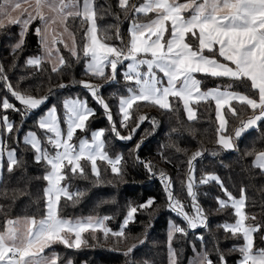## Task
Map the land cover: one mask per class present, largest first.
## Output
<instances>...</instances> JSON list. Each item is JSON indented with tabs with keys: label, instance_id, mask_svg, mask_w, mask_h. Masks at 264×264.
I'll return each mask as SVG.
<instances>
[{
	"label": "snow or ice",
	"instance_id": "snow-or-ice-1",
	"mask_svg": "<svg viewBox=\"0 0 264 264\" xmlns=\"http://www.w3.org/2000/svg\"><path fill=\"white\" fill-rule=\"evenodd\" d=\"M24 4L27 7H23ZM117 6L130 20L126 42L119 26H114L119 45L108 43L112 37L107 35L106 28L99 29L98 34V9L94 0H0V30L19 26L20 38L13 46L15 55L22 49L30 26L38 20L40 23L33 34L37 36L44 55L28 58L26 64L40 68L42 63L52 62L51 71L55 73L66 64L56 47L58 42L68 47L62 39L64 34L72 40L71 54L80 59L75 35L69 31L66 23L69 17L80 18L81 25H88L83 36L84 75L112 83L118 81V68L123 65L125 69L122 76L126 82V94L118 95L121 128H129L131 110L134 106L139 108L140 102L163 111H173L174 104H182L189 120L196 116L193 104L214 102L216 119L219 121L218 150H235L236 141L243 134L258 130L260 123L264 122V0H142L139 4L131 0H117ZM54 24L62 26L63 32L52 29ZM200 77L228 83L226 86L204 89V81ZM7 80L5 69L0 65V81L6 82L8 92L21 105L17 108L4 98L0 101V109L5 113L8 110L16 111L23 121L49 100L48 95L34 97L15 90ZM79 84L102 107L111 132L119 140H131L140 125L149 119L140 115L130 128V134L123 136L117 128L111 107L100 94L102 85L86 80L79 81ZM236 84L243 85L248 92L233 90ZM58 87L63 89L67 85L61 83ZM225 108L239 121L231 133H228ZM248 109H251V114L244 119L241 113H247ZM95 115V109L89 107L87 97L66 99L63 101L62 119L55 105L37 118V127L43 131V141L31 130L22 137V141L17 140V143L22 142L34 152L35 163L45 167L42 176L46 182L43 189L44 210L39 216L7 218L4 221L0 226V264H61V257L53 245L61 244L67 249L89 246L85 233H90L94 240L99 239L96 236L98 232L105 240L110 236L115 237L112 247L119 250L118 245L128 239L125 230L130 222H135L138 209L152 208L154 205L153 197L139 206L131 207L118 231L107 226L106 221L112 219L109 216L65 217L61 214L62 200L75 205L87 193V190L79 188L71 191L72 179H91L93 187L105 183L98 161L105 162L113 176L122 178L124 175L122 156L113 158L106 151L104 129L92 130L90 138L76 137L78 131L83 133L89 130V121ZM152 123L155 127L154 118ZM62 124L66 127L62 128ZM0 125L8 134L19 133V128L14 127L7 114L0 115ZM74 138L78 142H74ZM141 144L142 141L137 143L135 150L138 151ZM4 151L3 141H0V182L4 175ZM202 154L203 151L198 150L188 160L186 188L191 198L192 213L185 211L173 195L171 178L163 172L159 173L167 195L166 208L186 224L185 228L169 222L170 264H178L176 250L172 247L175 234L187 236L189 230L207 227V217L197 202V189L198 185L209 182L219 184L227 197L217 198V210L231 208L236 217L234 223L220 225L224 233L230 234L225 239L243 241L229 249L240 254L236 264H264V248H257L255 244V233L264 226L246 223L249 216L244 211L245 190L241 188L240 197H234L215 174H206L197 183L194 161ZM248 155H254L252 167L264 175V151H250ZM21 164L16 149L7 150V173H13ZM89 166L90 174L86 171ZM147 170L155 175L150 163ZM156 211L158 209H153L149 216ZM251 219L256 218L253 216ZM134 239L137 242L122 251L126 258H130L134 250L145 243L146 233L144 238ZM198 239L204 246L203 236ZM192 248L195 258L190 260V264H228L218 244L214 248L216 260L211 258L206 246L202 252L197 251L194 244ZM46 249H52L51 253H46ZM66 264H72V261L68 260Z\"/></svg>",
	"mask_w": 264,
	"mask_h": 264
},
{
	"label": "trees",
	"instance_id": "trees-1",
	"mask_svg": "<svg viewBox=\"0 0 264 264\" xmlns=\"http://www.w3.org/2000/svg\"><path fill=\"white\" fill-rule=\"evenodd\" d=\"M139 1L131 0L135 4ZM94 4L98 9V34H100L99 29L106 28L107 35L112 37L108 43L119 45L120 40L116 39V28L114 27L118 25L120 34L126 42L128 40L127 26L130 20L126 19L118 8L117 0H94ZM66 23L69 31L75 35L76 50L80 59L57 43L56 47L59 48L60 55L63 56L66 64L55 73L51 71L52 68L47 62L42 63L40 68L26 64L28 58L39 54L37 37L33 34L37 21L30 26L22 49L15 55H13V46L20 38L19 26H8L0 30V65H3L5 69L7 83L11 84L15 90L27 92L34 97L49 96L45 105L33 111L23 121L18 112L8 110L5 113L0 109V115L7 114L9 120L14 123V127L19 128L17 134L3 135L1 133L3 147L16 149V155L22 161L21 166L16 167L11 174L7 173L4 165L3 180L0 182V226L7 218L39 216L43 213L45 182L42 176L45 167L35 163L34 153L30 147L22 142L17 143V140H21L23 132L36 129V118L44 110L52 105L59 107L63 98L73 96L87 97L89 107L95 109L96 115L90 119L88 131L105 130L106 151L110 156L116 154L122 156L124 175L122 178H117L113 176L105 163L98 162L105 183L93 187L91 179H72L71 191L79 188L87 190V193L75 205L70 201L62 200L61 214L65 217L109 216L112 219L106 221L107 226L113 231H118L131 207L139 206L153 197L155 203L152 208L138 209L135 222H130L125 230L128 239L118 245L119 250H114L112 247L115 237L110 236L105 240L99 232L96 233L98 240L92 239L90 233H85L89 246H82L80 249H67L61 244L53 245L61 257V264H65L68 260H71L72 264H168L167 224L171 221L181 227L186 228V226L176 213L166 208L167 195L159 173L163 172L171 178L173 195L181 202L185 211L191 213V198L188 197L186 188L188 160L198 150H202L203 154L194 161L196 182L198 183L206 174H215L236 198L240 197V190L243 188L246 197L244 211L249 216L246 223L264 226V175L259 174V170L252 167L251 162L254 155H248L250 151L254 153L264 151V122L260 123L258 130H250L243 134L236 141L237 148L230 151L218 150L216 143L218 128L214 119L212 102L193 104L196 116L192 121L184 117L182 106L179 103L174 104L173 111H163L155 106H145L146 102H140L139 108L134 106L131 110L132 119L128 121L129 128H121L117 103L118 95L126 94L124 92L126 82L122 79L123 65L118 68L117 82L105 83L103 79L85 76V58L82 49L86 24L81 25L80 18L72 17H69ZM200 78L204 81V89L217 85L226 86L228 83L211 78ZM81 80L102 85L100 94L111 107L121 135L130 133V128L135 125L140 115H145L149 119L140 125L131 140L116 139L111 132L110 124L104 118L103 111L95 101L87 96L86 90L79 84ZM61 83L67 87L59 88L58 85ZM233 90L241 93L248 92V89L241 84H236ZM4 98L15 104L17 108L21 107L8 92L6 82L0 81V101ZM236 107L240 106L236 105ZM224 113L228 120V133H231L239 121L228 112L227 108L224 109ZM249 114H251V109H248L247 113H241L244 119H247ZM153 118L156 123L155 127L152 123ZM141 141V147L138 151L135 150V145ZM137 156L139 159H136ZM149 163L155 175H151L147 170ZM86 171L90 174L89 168H86ZM217 198L226 199L219 184L209 182L198 185L197 202L207 217V227L189 230L187 236L175 234L172 247L176 250L178 264L187 263L193 254V244L196 250L201 252L206 246L213 260L217 259L214 248L218 244L224 251L228 264H236L240 254L229 251V249L233 245L242 244L243 241L237 238L225 239V236H230V234L224 233L220 225L234 223L235 216L231 208L218 211ZM153 209H158V211L150 217L149 212ZM253 216L255 220L251 219ZM145 233V243L139 245L130 258L122 255V251H126L131 243L137 242L134 238H144ZM199 236H203L204 246L198 239ZM263 238L264 227L255 233L257 248H264ZM45 251L50 254L52 249Z\"/></svg>",
	"mask_w": 264,
	"mask_h": 264
},
{
	"label": "rangeland",
	"instance_id": "rangeland-1",
	"mask_svg": "<svg viewBox=\"0 0 264 264\" xmlns=\"http://www.w3.org/2000/svg\"><path fill=\"white\" fill-rule=\"evenodd\" d=\"M23 7H27V5L26 4H24L23 5ZM13 15H16V13H13ZM39 21L37 20V26L39 25ZM88 25L86 24V27H87ZM19 31H20V28H19ZM38 46H39V54H38V56H43L44 55V53H43V51H42V48H41V46H40V44H39V42H38ZM67 50V49H66ZM69 52H70V50H68ZM71 53V52H70ZM37 57V56H36ZM48 64H49V66L52 68V66H53V64H52V62H47ZM85 67H86V65L84 64V69H85ZM125 69H123V71H124ZM123 73V72H122ZM122 79H123V76H122ZM124 80V79H123ZM82 87V86H81ZM86 93H87V91H86ZM87 96L88 97H90L91 99H92V97L87 93ZM73 98H77V96H73V97H66V98H63L61 101H60V105H59V107H56L57 108V110H58V114L61 116V119L63 118V101L64 100H66V99H73ZM79 98H81V99H84V97H79ZM93 100V99H92ZM14 101H15V99H14ZM94 101V100H93ZM17 104H19L17 101H15ZM98 106L100 107V109L103 111V109H102V107L98 104ZM51 107V106H50ZM49 108V107H48ZM47 108V109H48ZM46 109V110H47ZM2 110V109H1ZM46 110H44L38 117H40V116H42L45 112H46ZM3 111V110H2ZM36 111V110H35ZM117 111H118V115H119V110H118V103H117ZM103 113H104V111H103ZM37 117V118H38ZM37 118H36V121H35V130H34V132H36L37 133V135L42 139V141H43V131L42 130H40L38 127H37ZM104 118H105V120H106V122L107 123H109L108 122V120L106 119V117H105V114H104ZM119 123H120V115H119ZM66 126L65 125H63L62 124V128H65ZM94 130H98V129H94ZM28 131H30V130H28ZM28 131H25V132H23V134L21 135V141H22V137L28 132ZM38 131V132H37ZM91 131L92 130H90V131H87V132H83V133H81V132H77V134H76V137H85V136H87V137H89L90 138V133H91ZM1 133L3 134V135H8V133H6V132H4L3 131V126L2 125H0V135H1ZM130 133H126L125 135H123V136H127V135H129ZM116 139H118L117 137H116ZM119 140V139H118ZM0 141H1V138H0ZM121 141H128V140H121ZM74 142H78V140L76 139V138H74ZM47 146V145H46ZM48 147H50V146H48ZM5 149V151H4V157H3V159H4V165L7 167V150H10L9 148H4ZM33 152V151H32ZM34 153V152H33ZM115 156H117V154L116 155H114V156H112L113 158L115 157ZM98 162H101V161H98ZM103 163H105V162H103ZM106 164V163H105ZM107 165V164H106ZM108 166V165H107ZM109 167V166H108ZM89 168V170H90V166L88 167ZM109 170H110V167H109ZM110 172H111V170H110ZM45 182V181H44ZM45 186H46V182H45ZM233 211V210H232ZM191 213H192V208H191ZM236 218V217H235ZM235 222V221H234ZM123 223V222H122ZM121 226V225H120ZM185 226H186V224H185ZM168 229H169V223L167 224V228H166V244H167V249L169 248V244H168ZM201 252V251H200ZM195 257H194V253L189 257V259H188V261H187V263L186 264H190V260H192V259H194ZM66 264V263H65ZM168 264H170V259H169V251H168Z\"/></svg>",
	"mask_w": 264,
	"mask_h": 264
},
{
	"label": "crops",
	"instance_id": "crops-1",
	"mask_svg": "<svg viewBox=\"0 0 264 264\" xmlns=\"http://www.w3.org/2000/svg\"><path fill=\"white\" fill-rule=\"evenodd\" d=\"M140 2H142V0H140L137 4H139ZM181 2H184V0H181ZM133 3V2H132ZM130 24V22H129ZM129 24L127 26V34H128V27H129ZM52 29L56 30L57 32H63V27L60 26L59 24H54L52 25ZM37 37V36H36ZM62 39L64 40V43H66L68 45V47H65L64 44L60 43L65 49L69 50L72 46V40L71 38L67 35V34H64ZM37 41H38V38H37ZM59 43V42H58ZM212 104L214 105V119H215V122H216V125H217V128L219 127V121L216 119V109H215V103L212 102ZM182 106V104H181ZM182 110H183V106H182ZM183 113H184V117L188 120V121H192V120H189L188 119V116H187V113L183 110ZM227 151H230V150H227ZM227 199V197H226ZM236 219V218H235ZM263 241H264V238H263Z\"/></svg>",
	"mask_w": 264,
	"mask_h": 264
}]
</instances>
